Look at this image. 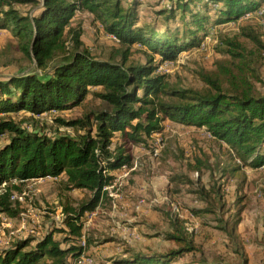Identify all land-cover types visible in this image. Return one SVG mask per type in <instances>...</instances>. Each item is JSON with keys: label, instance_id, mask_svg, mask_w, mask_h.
Masks as SVG:
<instances>
[{"label": "trees", "instance_id": "1", "mask_svg": "<svg viewBox=\"0 0 264 264\" xmlns=\"http://www.w3.org/2000/svg\"><path fill=\"white\" fill-rule=\"evenodd\" d=\"M263 4L264 0H171L155 10L156 19L149 23L142 21L143 0H0V30L10 32L27 59L46 72L0 78V141L9 135V141L0 144V212L17 215L14 194L23 191L25 182L47 176L62 177L66 190L90 193L78 207H64L66 228L58 231L67 233L66 246L55 239V232L40 239L27 237L0 251V264H74L83 252L77 240L84 233L85 213L110 199L104 188L114 182V171L133 166V145L153 150V135L164 132L166 119L204 128L229 147L234 164L217 161L213 168L208 158L197 156L190 161V169L200 177L204 170L210 174L218 170L220 181L239 175L245 181L241 163L254 169L264 166V93L255 83L261 79L240 41V36L247 37L264 50L259 20L255 16L240 20ZM22 5L31 8L24 11ZM78 11L89 12L106 34L119 38L108 58L82 47L81 26L72 22ZM229 22L237 23L240 32L222 38L217 32L216 37L217 48L230 59L218 60L214 71H201V87L173 85L170 74L159 72L161 63H179L180 56L200 49L213 29ZM137 45L145 49L144 62L131 59ZM89 95L100 100L99 107L69 119L52 113L73 110ZM19 112L29 115L21 120L9 116ZM43 114L55 115L59 126L72 131L50 133L37 128L36 117ZM211 180L197 185L187 174L171 179L197 185L191 191L202 206L192 207V213L203 219L216 216L217 227L234 237L244 198H238L234 221L224 219L221 215L231 211L226 210L225 183L213 174ZM164 214L170 229L160 234L176 247L148 252L127 249L111 260L116 264H248L247 257L232 262L220 256H198L197 235L189 231L186 220L172 210ZM91 242L88 237L87 244Z\"/></svg>", "mask_w": 264, "mask_h": 264}, {"label": "rangeland", "instance_id": "2", "mask_svg": "<svg viewBox=\"0 0 264 264\" xmlns=\"http://www.w3.org/2000/svg\"><path fill=\"white\" fill-rule=\"evenodd\" d=\"M143 2L145 5L141 10L142 21L149 23L156 19L155 10L171 4V0ZM30 8L31 5L21 6L24 11ZM259 10L264 11V4ZM72 22L74 26H81L82 47L90 49L94 55L108 58L116 49L117 42L104 32L89 12L78 11ZM214 30L213 37L205 40V48L194 49L179 57V63H175L169 76L173 85L201 87L203 85L201 71H214L218 60L230 59L217 48L220 40L217 39L216 33L218 32L219 38L227 34L230 36L238 34L240 32L238 25L230 22ZM262 35L264 42V34ZM240 41L245 46L246 53L250 55L252 68L261 79L255 80V83L259 91L264 93V50L247 37L240 36ZM138 48L140 47L137 45L133 49L131 59L144 62L147 58L145 49ZM27 72H37L40 75L46 73L36 62L27 59L18 47V40L10 32L0 30V78ZM100 104L99 99L89 95L73 110L60 115L53 114L65 119L74 118L89 108L99 107ZM28 115V112H19L9 116L21 120ZM54 116L43 114L36 117L39 123L37 128L46 129L50 133L72 131L59 126L54 121ZM164 125L163 133L153 135L162 146L159 154L155 155L154 149L146 146L139 148L140 144L132 146V151L137 152L138 156L136 168L128 170L127 176L122 179V185H116L113 189L119 192L122 198L109 196L110 199L103 201L93 215L90 212L85 213L83 232L86 239L90 237L92 240L89 245L86 244L85 251L93 256L98 264H116L111 257L127 249L148 252L176 247L174 241L165 239L160 233L170 229L164 213L171 210L177 212L174 207L178 206L181 218L186 220L189 231L197 235L196 242L200 247L198 256L208 259L220 256L232 262H240L247 257L248 264H264V166L254 169L241 163V172L246 173L245 181L241 175L228 176L220 181L218 170L212 172L216 180L225 183L226 210L231 211L221 215L224 219L234 221L238 198H244L242 204L245 205V209L237 228V235L230 237L226 231L217 227L220 223L214 220L216 216L209 215L208 219H203L192 213L191 208L202 206V202L191 190L198 188L199 184L212 182V174L204 170L200 177V174L191 170L189 165L196 156L208 158L213 168L217 161L234 164L235 159L229 147L214 139L204 128L170 119H166ZM8 141L9 135L6 134L0 144ZM176 174H187L197 185L192 187L172 182L171 179ZM62 181V177L29 180L24 183L21 193L14 194L13 199L18 201L16 207L18 214L0 212V251L17 240L27 237L40 239L49 232H55L54 237L62 246L68 244L65 240L67 233L58 231L66 228L64 207L66 204L78 207L89 198L90 193L84 190H66ZM139 203L141 208L137 209ZM77 244L80 245L79 240ZM238 249L241 254L237 252Z\"/></svg>", "mask_w": 264, "mask_h": 264}, {"label": "built area", "instance_id": "3", "mask_svg": "<svg viewBox=\"0 0 264 264\" xmlns=\"http://www.w3.org/2000/svg\"><path fill=\"white\" fill-rule=\"evenodd\" d=\"M255 16L259 22L261 23L263 29H264V11L263 10H259V12H249V13H246L244 16H242L240 18V20H247L251 17ZM230 23V22H229ZM235 23V22H234ZM237 25V23H235ZM215 34V30L213 29L211 31V34L206 38V39H210L211 37H213V35ZM111 37L112 40H114L115 42H119V38L114 35V34H110L109 35ZM205 42V41H204ZM202 43L201 47L200 48H205L206 44L205 43ZM175 65V62L174 61H165L163 63L160 64L159 66V72H162V73H167V74H170L172 72V69ZM52 113H56L55 110L52 111ZM154 153L155 155L159 154L160 150L162 149V146L160 144V141L158 139H155V143H154ZM124 169L128 168L127 166H124L123 167ZM45 178H52L51 176H47ZM40 179V178H39ZM116 185H122V183L118 180V181H114L111 185L105 187L104 189L107 190V191H111L110 192V195L113 196V197H118V193L115 194L112 190L115 188ZM144 200H142L143 202ZM137 209H140L141 208V205L140 203L136 206ZM175 211H177L178 215L181 216L180 212H179V207L178 206H175L174 207ZM96 212V209L91 211L90 213L93 215L94 213ZM88 213V212H87ZM79 243L81 245V247L83 248V252L82 254L75 260L74 264H98V262L96 261V259L91 256L90 254H88L85 249H86V244H87V239H86V236L85 234L83 233V235L80 237L79 239Z\"/></svg>", "mask_w": 264, "mask_h": 264}, {"label": "crops", "instance_id": "4", "mask_svg": "<svg viewBox=\"0 0 264 264\" xmlns=\"http://www.w3.org/2000/svg\"><path fill=\"white\" fill-rule=\"evenodd\" d=\"M144 145H142V144H140V145H138V147L139 148H141V147H143ZM137 148V147H136ZM138 149V148H137ZM144 149V148H143ZM134 151V150H133ZM137 154V152H133V155H134V163H133V166H130V167H128V168H126V169H124V168H121V169H119V170H116V171H114V173H115V175H116V177H115V180L114 181H120L121 183H122V179L124 178V177H126L127 176V174H128V170H132V169H135L136 168V165H137V160H138V156L136 155ZM115 194H117L118 195V197H121L122 198V196H121V194H119V192H116L115 190H112ZM109 192V196H111L110 195V192L111 191H108ZM113 197V196H112ZM133 234V233H132ZM124 237V236H123Z\"/></svg>", "mask_w": 264, "mask_h": 264}]
</instances>
